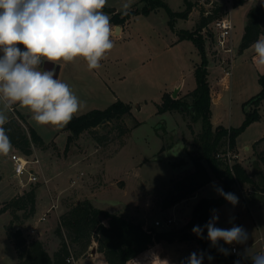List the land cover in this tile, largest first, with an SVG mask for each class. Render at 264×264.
Masks as SVG:
<instances>
[{
    "label": "rangeland",
    "instance_id": "1",
    "mask_svg": "<svg viewBox=\"0 0 264 264\" xmlns=\"http://www.w3.org/2000/svg\"><path fill=\"white\" fill-rule=\"evenodd\" d=\"M165 1L174 11L184 8L183 0ZM192 1L198 18L195 15L188 20L177 18V31H195L201 9L213 16H220L226 11L217 0ZM253 1L256 4H252ZM126 2L127 0H107L103 11L110 17L114 9L119 15H123L122 5ZM139 2L133 0L131 8L141 7L143 2ZM243 3L234 10L235 55L230 73L224 72L223 67L226 65H220L217 59H224L225 55H217L213 39L207 38L206 31L201 30V34L206 36L204 49L208 57L209 85L214 96H217V100L210 103V120L214 125L239 127L247 111L254 106L251 102L246 104V101L260 89L257 80L259 72L252 61L253 49L247 48L243 52L238 49L243 17H246L244 9L247 12L251 5H264V0H244ZM168 20L169 16L163 7L153 9L148 14L134 12L128 16L120 35H117L116 30L112 37L114 47L100 61V69L89 71L84 59L78 57L58 71L57 77L69 84L82 101L80 110L75 115L93 108H104L117 97L131 103L130 113L108 122L103 120L92 129L83 130L68 140L69 132L65 127L37 125L31 119L30 112L26 108H20L24 117L28 116V123L49 145L45 149L34 146L37 151L28 156L39 160L40 171H37L39 164L28 163V167L37 171L39 181L24 187H20L17 179L12 176L9 159V155L18 150L12 147L7 156L0 155V207L14 196L35 187L36 204L37 195H40L41 205H45V213L41 216L43 219L40 217V220L34 222L35 212L25 218L28 211L19 209L14 223L16 226L13 227H19L27 240L40 238L51 255L60 244V237L55 232L59 215L67 211L73 202L87 196L97 207L109 212H123L143 221L145 227L158 231L177 230L189 219L193 205L200 198L220 196L216 188H223V183L214 180L199 189L195 196L165 209L161 207V200L170 191L173 180L188 168H193L190 151H194L195 138L201 130L200 120L193 121L188 112L157 111V104L164 92L173 96L177 87H180L181 94L195 87L193 65L200 60L196 44L188 38L177 42L173 33L176 30ZM212 21L213 19L206 30H211L209 26ZM111 24H116L115 19H111ZM261 35H264V31ZM178 95L179 93L176 94ZM258 113V118L245 125L236 136L240 161L249 172L254 151L264 148V139L259 140L264 135V99ZM11 116L27 131L26 124L13 110L8 120ZM121 126L126 128L123 133H120ZM256 140L259 141L254 143ZM58 185L65 188L62 193L59 192ZM233 193L239 199L238 204L233 206L228 201L223 202L209 212L210 219L213 210H216L219 215L217 227L231 228L235 224L246 229L248 237H256L259 235L258 228L264 227V211L257 209L254 201L258 195L250 192V183L235 184ZM262 203L264 204V200ZM261 209L264 210V207ZM55 213H59L57 218H54ZM166 217L174 218L175 222L169 226L154 225L156 219ZM11 218L9 210L0 214V264H14L18 260L6 232V225ZM170 236V240H161L162 247L159 250L161 257L169 258L172 263L187 264L186 258L191 253H204L194 238L180 240L177 236ZM224 245L226 248L230 247L228 244ZM70 247L71 250L76 248L75 243H70ZM248 247L250 250V242L242 244V248ZM155 248L153 251H156ZM88 251L89 248L79 258L88 255ZM207 257L205 254L202 264H217L214 259L209 261ZM140 258V262L156 260L150 251ZM75 261L78 263V258Z\"/></svg>",
    "mask_w": 264,
    "mask_h": 264
},
{
    "label": "trees",
    "instance_id": "2",
    "mask_svg": "<svg viewBox=\"0 0 264 264\" xmlns=\"http://www.w3.org/2000/svg\"><path fill=\"white\" fill-rule=\"evenodd\" d=\"M143 2L141 7H134L127 14L119 15L114 13L111 19L121 25L132 13L148 14L151 10L163 7L168 16V23L174 26L177 18H187L194 2L183 0L184 8L174 11L165 0H139ZM207 2L209 0H206ZM244 0H233L234 6L242 4ZM105 9V8H104ZM103 9V10H104ZM201 9L195 31L181 29L177 31L178 39H191L197 46L200 53V60L194 63L193 76L195 87L190 91L176 97L164 92L162 99L157 104V111H176L179 113L188 112L193 121L200 120L201 130L196 136V147L190 151V159L193 168L186 170L184 174L174 179L170 191L163 196L161 207H170L177 202L186 199L210 182L218 179L223 183L225 192L233 193L235 184L250 183V192L258 195L254 201L264 200V148L255 151L250 162V172L247 167L237 159L229 162L225 157L227 151L235 154L236 136L245 125L258 118V108L264 99V72L257 76L260 85L259 91L252 95L247 101L254 106L247 111L246 117L239 127H226L221 124L212 126L210 120V85L208 57L204 49L206 36L201 30L206 31L207 38L211 39L209 31L206 30L209 22L216 18L207 14ZM219 16V15H218ZM264 31V5H251L246 12V23L239 42V51L247 49L252 45ZM132 105L119 98L104 108H93L85 113L74 115L72 120L65 126L68 133V140L77 136L83 130L92 129L94 126L111 119H118L122 115L131 112ZM17 117L27 126L24 131L18 122L11 116L5 128L8 129L13 148L27 156L33 152V146L45 149L48 143L44 142L38 132L27 122L23 114L14 110ZM190 124H188L189 126ZM192 128L191 126H189ZM126 128L120 127V133ZM264 139V135L259 140ZM256 140L254 143H257ZM172 143L169 144L171 146ZM253 188V189H252ZM250 193V194H251ZM226 200L222 196L202 197L194 205L189 219L175 231H161L145 227L141 220H136L123 212H109L97 207L88 198L73 202L67 211L61 213L57 219L55 232L60 237V244L51 255L40 238L27 240L19 227L14 224L17 221V210H27V218L35 212L36 190L32 187L23 193L14 196L11 200L0 207V214L9 210L12 214L10 222L6 225V232L12 241L18 260L14 264H72L67 258L72 256L75 260L87 251L94 240L97 243V251L101 252L106 264H127V262L146 250L150 245L161 240H170V233H176L177 238L185 240L194 238L202 251L212 256L217 264H249L245 255L238 257L236 254H223L218 247H213L206 238L207 229L204 230V238L196 237L192 232L194 226L205 225L209 220V212L221 205ZM13 225H15L13 227ZM70 243H75L76 248L71 250ZM219 246L225 245L219 241Z\"/></svg>",
    "mask_w": 264,
    "mask_h": 264
},
{
    "label": "clouds",
    "instance_id": "3",
    "mask_svg": "<svg viewBox=\"0 0 264 264\" xmlns=\"http://www.w3.org/2000/svg\"><path fill=\"white\" fill-rule=\"evenodd\" d=\"M132 2L127 0L122 5L125 14ZM106 5L107 0H0V155L7 156L13 147L5 125L14 106L26 108L37 125L59 128L80 110L82 101L57 77L56 66L82 57L89 71L101 68L100 61L113 49L116 33L111 17L103 11ZM251 47L256 68L264 71V35ZM45 62L52 63L53 68L45 70ZM216 192L233 206L239 202L234 193L223 188L217 187ZM218 220L213 210L211 219L203 226H194L192 232L204 238L207 229L206 238L225 255L229 250L219 246V241L246 244V229L235 224L220 228L216 226ZM204 257L203 252H193L186 258L187 264H202ZM207 258L213 259L210 255ZM244 258L251 264H264V252L245 249ZM156 261L168 264L167 260Z\"/></svg>",
    "mask_w": 264,
    "mask_h": 264
},
{
    "label": "built area",
    "instance_id": "4",
    "mask_svg": "<svg viewBox=\"0 0 264 264\" xmlns=\"http://www.w3.org/2000/svg\"><path fill=\"white\" fill-rule=\"evenodd\" d=\"M211 30H209V35L214 41V48L216 50L217 55H225L224 59H218L220 65L225 64L226 67H223L224 72L230 73L231 67L233 65V58H234V43H233V27L234 22L230 11H225L220 16H217L213 19L210 26ZM236 155L231 154L230 151H227L225 157L229 162H231V158ZM9 159L11 161L12 166V176L17 179V183L20 187H24L25 185L39 181L38 174L35 170L28 167V163H39L37 157L29 158L27 155L22 154L21 152H12L9 155ZM26 174V178L24 179V175ZM54 205H52L53 207ZM55 207V206H54ZM41 219H43L41 217ZM175 220L172 217H166L162 220L156 219L154 221V225H162L165 224L169 226L170 224L174 223ZM264 252V239L262 236L258 238V248L253 253ZM230 254H236L238 257L245 255V249L236 245L232 244L229 247ZM67 262L75 264L76 261L72 256H69ZM249 264L251 261L249 259Z\"/></svg>",
    "mask_w": 264,
    "mask_h": 264
},
{
    "label": "crops",
    "instance_id": "5",
    "mask_svg": "<svg viewBox=\"0 0 264 264\" xmlns=\"http://www.w3.org/2000/svg\"><path fill=\"white\" fill-rule=\"evenodd\" d=\"M218 1V3L220 4V5H222V7L227 11H230V13H231V15H232V18H233V22H234V10L235 9H238L239 8V5H237V6H233L232 5V1L230 0H225V1H223V0H217ZM247 1H245V3H246ZM245 3H243L244 5H245ZM252 4H256L254 1H253V3ZM257 4H260V3H257ZM244 5H242V6H244ZM195 7L193 6L192 7V9H191V11H190V13L188 14V17L187 18H185L186 20H188L189 18H191V17H193L194 15L196 16V18H198V16L195 14ZM246 9H244V13L246 14V11H245ZM112 14H114V13H118L119 14V12H117L115 9L113 10V12H111ZM128 18V17H127ZM127 18L124 20V22L121 24V25H119V24H113V26L116 28V25H119L120 26V28L118 29V34L117 35H120L121 34V32H122V29H123V27L125 26V23H126V21H127ZM243 28H244V25H245V23H246V17H245V15H244V17H243ZM243 28L241 29V31H240V39H241V36H242V33H243ZM173 29H175L176 31H173V33L175 34V37H176V41L177 42H179V41H181V40H183V39H181V40H179L178 39V35H177V27H175V23H174V26H173ZM180 30V29H179ZM240 39H239V41H240ZM18 47H20L21 48V50L23 51V50H25L24 49V46L23 45H18ZM248 49H250V50H252V47H251V45H250V47H248ZM243 52V51H242ZM207 54V53H206ZM253 56H254V51L252 52V61H253ZM60 65V66H59ZM58 66H59V69H60V71L63 69V67H65V65H66V63H63V62H61L60 64H59ZM208 67V66H207ZM59 69H58V71H59ZM209 69V68H208ZM262 70H258V72L259 73H263V72H261ZM57 76H58V74H57ZM180 87H177V92H176V94H178L179 93V95H182L180 92V89H179ZM186 93V92H185ZM184 94V93H183ZM210 95H211V101L213 100V101H215V100H217V96H214V94H213V91L211 90V88H210ZM118 98V97H117ZM116 98V99H117ZM20 106L19 105H16V106H14L13 107V111L14 110H17L18 112H20L21 114H23L24 115V113H23V111L22 110H20ZM11 114V111H9L8 112V117H9V115ZM26 118V120H27V122H29L30 123V121L27 119L28 118V116H26L25 117ZM212 123V122H211ZM212 126L213 127H215L216 125H214L213 123H212ZM257 150V149H256ZM255 150V151H256ZM33 151H34V153L37 151L36 150V148L33 146ZM255 151H254V154H253V157H254V155H255ZM235 154H236V157H237V160L239 161V162H241L240 160H241V158L239 157V152H238V150H237V148H236V146H235ZM253 158H251L250 159V162H251V160H252ZM39 164V167L37 168V171H40V163H38ZM189 170H190V168H188ZM36 171V170H35ZM36 171V172H37ZM41 173H42V171H41ZM59 173V172H58ZM45 175V174H44ZM45 177V176H44ZM44 177H42V178H44ZM214 180H218V179H212L211 181H214ZM210 181V182H211ZM220 181V180H219ZM209 183V182H208ZM207 183V184H208ZM58 184H61V183H58ZM206 185V184H205ZM60 185H58V189H59V192H61L62 193V191H64V189L65 188H61V187H59ZM203 187V186H202ZM201 187V188H202ZM200 188V189H201ZM199 190V189H198ZM197 190V191H198ZM196 191V192H197ZM196 192L194 193V195H192V196H190V197H193V196H195V194H196ZM40 195H37V204H36V211H35V216H36V220L34 221V222H37V219L38 220H40V217L45 213L44 211V207H45V205H41V200H40ZM51 197V196H50ZM86 198H88V199H90V197L89 196H87ZM189 198V197H188ZM91 200V199H90ZM184 200V199H183ZM92 201V200H91ZM93 203V202H92ZM255 205H257V209H260L261 211H264V210H262L261 208H263L264 207V204L262 203V202H258V201H255ZM47 206V205H46ZM47 209V208H46ZM40 210V212L38 213V211ZM58 214L59 213H55V216H54V218L56 217L57 218V216H58ZM55 221H56V219H55ZM258 234L259 235H257L256 237H253V236H250V237H248V240H247V242L248 243H246V244H249V242H250V252L251 253H253L257 248H258V241H257V245L255 246V243H256V240H257V238L259 237V236H263V238H264V227H261V228H258ZM224 243V242H223ZM225 244V243H224ZM235 244V243H234ZM237 245V244H236ZM238 245H240L241 247H242V244H238ZM198 246V245H197ZM255 246V248L253 249V247ZM157 249H156V248ZM160 247H162V242L160 241V242H155L154 244H152L149 248H147L146 250H144L143 252H141V253H139L138 255H136L135 257H133L132 259H130L128 262H127V264H158V262L156 263L155 261L157 260V259H159V260H167L168 261V264H174V263H172L171 261H170V259L169 258H164V256H162L161 257V255H160V250H159V248ZM153 248H155L156 249V251H153ZM226 249H228L229 250V247L228 248H226ZM247 249H249V247L247 248ZM252 249V250H251ZM151 252L152 254H154V257H155V259L156 260H151V261H144V262H140L141 260V258L140 257H142L143 255H146V254H148V252ZM160 256V257H159ZM0 258H2V254H1V252H0ZM76 264H106V262H105V260H104V257H103V255H102V253L101 252H98L97 251V246H96V242L95 241H92V243H91V245L89 246V251H88V255H86V256H84V257H82V258H78V263L76 262Z\"/></svg>",
    "mask_w": 264,
    "mask_h": 264
},
{
    "label": "water",
    "instance_id": "6",
    "mask_svg": "<svg viewBox=\"0 0 264 264\" xmlns=\"http://www.w3.org/2000/svg\"><path fill=\"white\" fill-rule=\"evenodd\" d=\"M120 28V26L119 25H116V30H118ZM42 67L45 69V70H51L52 68H53V64L52 63H50V62H45L43 65H42ZM58 69H59V66H56V73L58 74ZM176 89H175V91L173 92V96L172 97H174V96H176ZM169 235H172V236H177V234L176 233H170ZM196 237H198L197 235H196ZM197 254H199V253H197Z\"/></svg>",
    "mask_w": 264,
    "mask_h": 264
}]
</instances>
